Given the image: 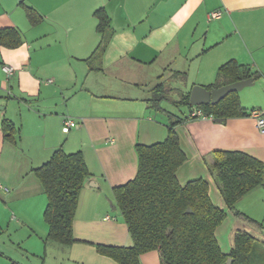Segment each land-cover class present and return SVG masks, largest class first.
Masks as SVG:
<instances>
[{
  "label": "crops",
  "instance_id": "obj_1",
  "mask_svg": "<svg viewBox=\"0 0 264 264\" xmlns=\"http://www.w3.org/2000/svg\"><path fill=\"white\" fill-rule=\"evenodd\" d=\"M27 6L39 13L38 22ZM213 10L222 16L210 19ZM100 14L109 30L99 54ZM7 27L23 41L0 44V264H121L97 246L133 245L114 189L136 177L138 144L167 138L172 112L163 103L162 110L151 107L154 88L163 84L180 94L213 85L231 60L260 73L253 84H264V0H0V29ZM6 65L15 67L11 76ZM238 95L245 110H264L259 99ZM188 113L189 107L173 113V120L185 118L176 127L186 154L177 179L209 182L211 199L227 210L216 236L229 253L242 225L211 171L214 151H243L264 162V133L249 114L217 121ZM68 118L77 125L65 132ZM5 120L17 129L13 139L5 138ZM58 149L81 151L90 172L70 245L48 237V198L36 174ZM256 193L252 208L264 203V183L243 199ZM140 263L161 264L159 251L141 254Z\"/></svg>",
  "mask_w": 264,
  "mask_h": 264
},
{
  "label": "trees",
  "instance_id": "obj_2",
  "mask_svg": "<svg viewBox=\"0 0 264 264\" xmlns=\"http://www.w3.org/2000/svg\"><path fill=\"white\" fill-rule=\"evenodd\" d=\"M26 10L32 23L41 19L34 8L27 6ZM108 30L109 19L100 14L103 37L95 53L103 51L108 42L105 34ZM22 41L18 29H0L1 45L16 47ZM260 76V73L231 60L219 68L217 82L207 88ZM182 80L185 81L186 77L182 76ZM172 91L171 87L157 85L149 100L151 107L164 109L162 103L170 100ZM190 93L181 92L180 99L173 101L189 107V119H195L190 116L195 107L217 121L249 114L241 106L238 91L230 92L219 102L208 105H192ZM173 115L168 123L166 140L153 145L138 144L136 177L114 189L116 204L128 225L133 245H98L97 249L121 264H141V254L150 250L159 251L161 264H226L228 257L233 258L232 264H264V245L262 252L258 253V238L242 228L236 229L230 252L223 251L216 230L226 219L227 210L213 202L206 179L196 178L184 185L178 181L177 170L185 162L186 154L179 143L176 127L185 118L173 120ZM3 131L6 139H13L17 129L5 120ZM211 171L227 208L234 211L239 219L263 231L262 221L250 217L236 205L249 192L263 185L264 162L243 151L216 150ZM36 174L48 198L44 213L49 225L48 237L53 242L70 245L75 241L73 221L79 196L90 174L84 155L81 151L66 153L58 149L48 162L36 169Z\"/></svg>",
  "mask_w": 264,
  "mask_h": 264
},
{
  "label": "rangeland",
  "instance_id": "obj_3",
  "mask_svg": "<svg viewBox=\"0 0 264 264\" xmlns=\"http://www.w3.org/2000/svg\"><path fill=\"white\" fill-rule=\"evenodd\" d=\"M167 83H171L174 86H177L176 83L174 81H167ZM239 92H243V93H248V99H259L257 101L260 102H264V84L261 82H258L256 84L253 85H249L246 86L245 88H243L242 90H240ZM170 100H164L163 101V106L166 107V109H168V111L172 112V113H177V114H181L182 112H186L187 111V106L186 105H182L180 103L175 104V102H173L174 100H179L180 99V94H178L177 92H173L170 95ZM162 116H166L165 113L162 114ZM259 193H256V195L254 194L252 197H250L248 200H244L243 198L241 200H239V202L237 203V209L243 210V212L245 211V213H247L248 215H254L255 217H257L256 219H258V221H263L264 220V203H258L257 206H254V208L251 207L250 202H252V200L254 198L257 199ZM257 196V197H256ZM249 209V210H248ZM250 215V216H251ZM253 217V216H251ZM242 226H240L242 229H245L246 231L256 235L257 239V247L259 246V249L257 250V252L261 253L262 252V248H263V242L264 239L262 238V235L260 232H258V229L249 224L247 221L241 219L240 220ZM257 259V258H256ZM259 264V262H258Z\"/></svg>",
  "mask_w": 264,
  "mask_h": 264
},
{
  "label": "water",
  "instance_id": "obj_4",
  "mask_svg": "<svg viewBox=\"0 0 264 264\" xmlns=\"http://www.w3.org/2000/svg\"><path fill=\"white\" fill-rule=\"evenodd\" d=\"M21 1V0H19ZM254 83L252 78L239 80L220 87L207 88L206 86L196 84L192 87L190 93V103L192 105H208L215 104L225 98L230 92L240 91L246 86ZM191 212V209H188ZM233 258L228 257L226 264H232Z\"/></svg>",
  "mask_w": 264,
  "mask_h": 264
},
{
  "label": "built area",
  "instance_id": "obj_5",
  "mask_svg": "<svg viewBox=\"0 0 264 264\" xmlns=\"http://www.w3.org/2000/svg\"><path fill=\"white\" fill-rule=\"evenodd\" d=\"M222 16V11L221 10H213L209 12L208 17L210 19H217ZM4 71L6 72L7 76H11L14 71L15 67L6 65L4 66ZM52 81L51 79L48 80V82ZM249 115L254 119L256 127L264 133V110L260 108H253L249 111ZM191 118H207L210 117L209 115L205 114L201 109L198 108H193V110L190 112ZM77 123L73 119H66L64 122V127L63 130L65 132H68L71 127L76 126Z\"/></svg>",
  "mask_w": 264,
  "mask_h": 264
}]
</instances>
